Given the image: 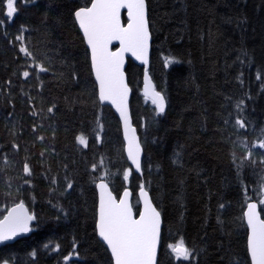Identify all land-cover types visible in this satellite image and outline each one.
<instances>
[{"label": "trees", "instance_id": "1", "mask_svg": "<svg viewBox=\"0 0 264 264\" xmlns=\"http://www.w3.org/2000/svg\"><path fill=\"white\" fill-rule=\"evenodd\" d=\"M146 1L148 73L166 107L141 95L144 68L129 59L144 149L142 176L128 174L135 213L144 183L162 217L156 264H251L244 211L264 196V0ZM90 2L16 0L8 18L0 0V218L20 201L36 215L29 236L0 247V264H114L97 234L96 183L103 174L119 197L132 168L76 22ZM181 240L188 260L170 247Z\"/></svg>", "mask_w": 264, "mask_h": 264}, {"label": "snow or ice", "instance_id": "2", "mask_svg": "<svg viewBox=\"0 0 264 264\" xmlns=\"http://www.w3.org/2000/svg\"><path fill=\"white\" fill-rule=\"evenodd\" d=\"M128 10L129 22L126 27L122 26L120 11ZM6 16L14 17L17 13L16 0H6ZM75 17L80 28L87 37V43L91 47V58L95 67L97 79L100 82V98L110 100L121 111L127 125V96L129 89L121 71L124 53L131 52L140 59H145L148 51L149 32L146 19L145 0H95L91 7H82L75 12ZM17 39L23 40V36ZM113 41L120 42V49L112 52L109 45ZM21 51L26 55L32 54L24 47ZM41 71H47L41 67ZM25 77L29 72L23 73ZM152 103L157 107L158 113L165 111L166 100L162 93L155 91L153 86ZM51 111V109L49 110ZM235 125L244 129L243 120L237 119ZM43 139V137H40ZM79 143L87 147V141L83 135L78 137ZM247 147V145H244ZM257 146L264 149V139ZM141 146L135 135L127 140V155L134 163L135 168H141ZM249 150L246 158L251 159ZM95 167V166H94ZM24 173L31 175L30 166L25 163ZM129 169L125 176L131 172ZM28 183V181H25ZM68 188L72 184L67 185ZM100 208H99V235L106 241L115 258V264H156V253L160 240V213L152 206L148 193L140 186V194L144 197L145 209L139 219L134 218L127 191L123 198L117 200L111 192L105 195L107 185L101 181ZM264 188V185H262ZM264 195V192H261ZM264 204V200L260 201ZM247 223L251 228V236L248 247L252 264H264V219H260L257 211V203L247 205ZM36 217L29 214L23 203L14 207L3 221H0V241L13 238L18 233L30 231L29 223ZM177 258L188 260L192 257V251L187 248L184 241L170 246ZM35 255V252L32 253Z\"/></svg>", "mask_w": 264, "mask_h": 264}, {"label": "water", "instance_id": "3", "mask_svg": "<svg viewBox=\"0 0 264 264\" xmlns=\"http://www.w3.org/2000/svg\"><path fill=\"white\" fill-rule=\"evenodd\" d=\"M95 0H92L91 3L88 5V6H85V7H91V4L94 3ZM145 3H146V19H147V25H148V32H149V42H148V51H147V56L145 59H140V58H137L136 56H134L131 52H126L124 53V58H123V64L121 66V71L123 72L124 74V80H125V83L127 84V87L129 89V92H128V96H127V101H126V105H127V114H128V120H127V125L125 124V119L124 117L121 115V111L120 109L117 107L116 104H113L110 100H102L100 98V82L99 80L97 79V76H96V71H95V67L93 65V62H92V58H91V62H92V70H93V74H94V78L97 82V87H98V96H99V99L101 101L102 104L104 105H109L113 111L115 112V114L117 115L119 121H120V124H121V131H122V138H123V141H124V150H125V155H126V158L131 166V168L133 169L134 172L138 173L140 176H142V160H143V156H144V149H143V146H142V143H141V140H140V135H139V132H138V128L137 126L134 124V121H133V117H132V112H131V106H130V100H131V97H132V87L131 85L129 84V81H128V76H127V67H128V61L129 59H131L132 61H134L136 64L140 65V66H143L144 68V76H143V84H142V87H143V90L144 92L146 93L147 96H149L151 99L153 97V86H154V90L155 91H158L156 88H155V85L148 73V70H149V63H150V53H151V46H152V35H151V32H150V28H149V20H148V6H147V1L145 0ZM82 8V7H80ZM80 8H78L76 11H78ZM75 11V12H76ZM123 16L126 17L127 21L126 23L124 22V19H123ZM120 19H121V24L122 26L126 27L128 22H129V18H128V10L127 8H123L121 9L120 11ZM76 22H77V25L85 39V42H86V45L88 46L89 48V51H90V55H91V47L90 45H88L87 43V37L84 35V32L83 30L80 28L79 26V22L78 20L76 19ZM120 42L119 41H113L110 45H109V49L110 51L112 52H116L120 49ZM159 92V91H158ZM161 93V92H160ZM132 135H135V137L138 139V142L141 146V156H140V161H141V168L140 169H136L135 168V165L134 163L128 158V155H127V140H128V137L129 136H132ZM101 181H103L106 185H107V188L104 191L105 195H107L108 192H111V194L117 199V200H120L123 198V194L125 191H127L129 193V196H128V200H129V203L131 204L132 206V190L129 188V187H126L120 197H117L115 195V193L113 192V190L111 189V186L110 184L104 180V179H101L99 181H97L96 183V189H97V193H98V210H97V223H96V227H97V234H98V237L105 243V245L107 246L108 250L110 251L111 253V256L113 258V262L115 264V258L111 252V249L110 247L107 245L106 241L103 240L102 237H100L99 235V228H98V224H99V208H100V198H101V188L99 187ZM144 187V190L148 193V198L150 200V203L152 204L153 207H155V209L160 213V211L158 210V208L155 206L152 198H151V195L149 193V191L146 189L145 185L143 184L142 185ZM138 197H139V200H140V212L138 214V216H136L135 214V211L133 209V206H132V209H133V213H134V218L136 219H139V216L140 214L144 211L145 209V203H144V197L140 194V188L138 190ZM20 203H23L25 205V208L27 209L28 213L29 214H32L35 216L34 213H32L27 204L23 201H20V202H17L13 205H11L8 210L6 211V213L4 214V216L2 218H0V221H3L5 217L8 216V214L11 212V210L16 207L18 204ZM249 203H257L258 204V213H259V217L260 219H263L262 218V215H261V211H260V203L257 201V200H250L247 202V205ZM247 205H246V208H245V211H244V217H245V222H246V225L248 227V241H249V238L251 236V228L250 226L248 225L247 223V217H246V213L248 211L247 209ZM36 217V216H35ZM160 219H161V225H160V240H159V245H158V248H157V253H156V263H157V257H158V252H159V248H160V241H161V231H162V217H161V213H160ZM36 222V218L34 220H32L30 223H29V228H30V231L28 232H23V233H18L17 235H15L13 238L11 239H8V240H4V241H0V247L3 246V245H6V244H9V243H13L15 242L16 240L22 238V237H25V236H29L32 231H33V225L34 223ZM248 252H249V256H250V259H251V255H250V251H249V247H248ZM251 264H252V260H251Z\"/></svg>", "mask_w": 264, "mask_h": 264}, {"label": "rangeland", "instance_id": "4", "mask_svg": "<svg viewBox=\"0 0 264 264\" xmlns=\"http://www.w3.org/2000/svg\"><path fill=\"white\" fill-rule=\"evenodd\" d=\"M140 92H141V95L142 96H146L142 88L140 89ZM146 97L149 98L148 96H146ZM149 99H151V98H149ZM151 101H152V99H151ZM260 161H263L262 154L259 155V158H258V160L255 161V164L259 165L260 164ZM100 179H105V177H104L103 174L101 175V178ZM125 181H126V185H130L131 179H130V177L128 175L125 176ZM262 185H264V184H256L255 189H257L258 191L264 192V188H262ZM248 194H250V193H248ZM251 195L252 196H257L259 194H258V192H253V193H251ZM263 199H264V196H263L262 200ZM255 200H257V199H255ZM257 201H259V200H257ZM263 208H264V206H263ZM260 210H261V212H263L262 207H261V203H260Z\"/></svg>", "mask_w": 264, "mask_h": 264}]
</instances>
